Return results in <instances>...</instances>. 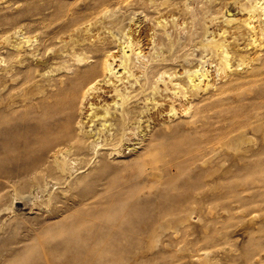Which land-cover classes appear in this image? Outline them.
Masks as SVG:
<instances>
[{
    "label": "rangeland",
    "instance_id": "obj_1",
    "mask_svg": "<svg viewBox=\"0 0 264 264\" xmlns=\"http://www.w3.org/2000/svg\"><path fill=\"white\" fill-rule=\"evenodd\" d=\"M252 1L0 0V106L39 120L66 73L101 72L95 91L85 87L75 107L39 120L46 132L30 133L42 166L0 178V264H85L90 251V264H264V38L242 24ZM129 37L141 53L119 85L135 96L120 103L101 66L119 69ZM212 40L227 43L229 66ZM196 67L210 86L191 88L186 71ZM106 106L114 136L98 133L103 117L91 120ZM124 106L135 110L123 122ZM66 114L86 152L55 160L46 134L61 135ZM97 168L96 193L79 200ZM97 200L98 239L94 221L67 228L73 209Z\"/></svg>",
    "mask_w": 264,
    "mask_h": 264
},
{
    "label": "bare ground",
    "instance_id": "obj_2",
    "mask_svg": "<svg viewBox=\"0 0 264 264\" xmlns=\"http://www.w3.org/2000/svg\"><path fill=\"white\" fill-rule=\"evenodd\" d=\"M226 9L227 8H225V10ZM244 14H245V17L242 20L243 21L242 24L250 32H253L251 35L255 36L254 35L255 32L259 31L260 35L264 38V0H253L251 2V4H249L248 7L244 8ZM224 19H225V22L232 23L237 18H235L232 15V13L230 12V10L227 9ZM255 42H256V39H255ZM211 44L213 46V50L216 51V53H218V55H219V59H218L219 63H221V65L229 66L230 61L228 59L229 54L227 52L228 51L227 50V46H228L227 43L223 42V41L212 40ZM119 45H120L119 46L120 47V55L118 58L119 69L116 70L115 66L113 65V60H111V61L105 62L104 65L101 66V71L103 72L102 74H103L104 78L103 77L102 78H103L104 82L106 84L111 85V87L115 93V96L120 97L119 100H121V102L120 101L119 102L124 103L128 99L129 100L131 99L129 97L135 96V95H131L132 91L128 92L125 89H122V87H120L119 85L122 82H125V81L127 82V79L132 78V75H134L133 71H132V69L136 65V64L134 65V59H135V57H138L140 55L141 49H140L138 43L135 42L134 40H131L130 37L124 39L121 42V44H119ZM81 62H82V60H81ZM75 70L76 71H74L71 74L66 73L64 75L65 78L59 80V84H60L59 89L57 87V89H56L57 91L52 90L53 91L52 99H53L54 105L53 106L51 105L52 106L51 109H45L46 112L44 110V116L39 117V118L42 119L43 117L46 118L48 116L53 117V116L57 115L58 113H61V111L64 110L66 107H71V106L75 107L76 104L75 105H73V104L76 102L74 101L73 98L78 95L79 91H81L82 89H84L86 87V89H84V93L87 92L90 94L89 91H92L95 89V85L92 82L94 80H96L98 78L97 76H100L99 73H101L98 71L99 69L97 66L94 65L91 67L87 66V68L86 67L75 68ZM186 72H187L186 78H187V81L189 82V85L191 86V88H194V89L198 88V87L200 88L201 84H203V83L205 85L209 84L207 81L209 78L207 69H202V68L196 67V68H193L190 71H186ZM99 80L101 81V79H99ZM170 80L172 81V78H170ZM172 85H173V87H176V88L180 87L179 86L180 84L178 82H173ZM202 86H204V85H202ZM209 86H210V84H209ZM140 91L143 92L141 94V96L144 94L143 99L146 100V102H147V100L149 99V96H148L147 92H144L146 90L141 88ZM81 98H79V99H81ZM83 98H85V97H83ZM75 100H76V98H75ZM131 101H128V104H129V102L131 103ZM116 102H118V100L114 101V103H116ZM125 105H127V104H125ZM132 108L133 107H130V106H124V107L120 108L121 113L118 114L119 118H117V120L121 119L123 122L127 119L130 120L131 113L135 110V109L133 110ZM201 111H202V109H201ZM108 114H112V116H115L114 112L111 111L106 106L102 112L96 111V112H93V115H91L92 116L91 120H94L95 117H97V118L103 117L104 118L103 119L104 121L102 120V122L100 121L101 123L99 122L100 123V127L98 128L99 134L101 133V131H104L106 127H107V129L105 130V132H109V130H108L109 125L108 124L111 125V123L107 122V118H105ZM33 116H34V112H32L30 109H12V108L10 109L7 106H0V178H4V179H7L9 181H12L11 180L12 178L19 177L22 174L31 173L35 169H38L39 167H41L42 164L44 163L45 157H42V155H41V157H39V159H38L36 157V154H34L36 148L38 147V145L40 146L41 142L38 139L32 138L30 136V133L34 130H41V132H46L44 130H47V129H45L42 122L39 121L41 119L33 120L32 119ZM66 117H67V119L65 118V122L63 124L64 132L61 135H57L54 133L46 134L47 141H45V142H46V144L51 146V150L48 149L47 151L52 152L51 155L53 156V158L55 160H57V159L65 160L68 156H70L72 151L86 152V148L84 146L85 142H82L83 138L81 140L78 139L77 140L78 142L76 143V145H74L71 142L73 130L71 127V120L70 119H72V118H71V116H67V114H66ZM121 124H123V123H121ZM119 127H120V125H119ZM70 129L72 131H70ZM117 131H118V128H117ZM112 133L109 132L108 134L111 135ZM105 134H107V133H105ZM118 134H120V133H118ZM114 135L115 134H112V136H114ZM42 139H43V137H42ZM118 139H120V138H118ZM115 143L117 144V142H115ZM173 148H174V146H173ZM46 153L47 152L44 151V153H43L44 156ZM102 159H104V158H102ZM46 170H47L46 171L47 173H51L54 171V170L52 171V167H50L48 169L46 168ZM98 170H99V168H97L96 172L92 176H90V179L93 181V183H92L91 187L88 189V191L86 190L83 193H80L78 195L79 200H83V199L90 197L91 195H94L96 193L94 190H92L93 189L92 187L96 186L98 184V181L101 179V173ZM51 177H54V176H51ZM184 190L185 189H183V191ZM181 201L183 202V200H181ZM101 204H102L101 201L97 200L96 202H93V204L90 205L89 210L86 209V211H84V212L82 211L83 209H73V212L72 213L70 212L71 213L69 216L70 218L68 217L69 221L66 222L67 226H68L67 228H69L70 230H72V229L75 230V229H77V227L81 226V224H83L86 221H94V223L96 224L95 237L98 239L101 235V231H100L101 225H100V222L98 220L100 215H101V210H102ZM39 243L42 247H44V245L46 243V239L39 240ZM88 250H90V249H88ZM43 252H44V255L46 256V254L50 255V252H52V251L48 252L45 248H43ZM90 252H88V254ZM84 253L86 254V252H84ZM87 255H85L86 256L85 264H90L91 260L88 258L89 256H87ZM91 255H92V253H91ZM1 264H9V263H1ZM46 264H56V263L51 262L50 260H46Z\"/></svg>",
    "mask_w": 264,
    "mask_h": 264
}]
</instances>
